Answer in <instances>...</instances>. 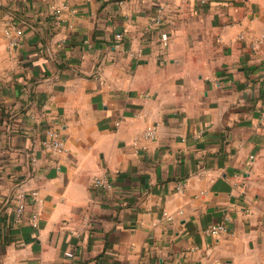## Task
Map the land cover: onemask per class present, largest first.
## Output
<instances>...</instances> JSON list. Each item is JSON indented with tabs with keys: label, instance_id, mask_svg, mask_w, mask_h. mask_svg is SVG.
<instances>
[{
	"label": "crops",
	"instance_id": "1",
	"mask_svg": "<svg viewBox=\"0 0 264 264\" xmlns=\"http://www.w3.org/2000/svg\"><path fill=\"white\" fill-rule=\"evenodd\" d=\"M50 1L0 0V264H264V0Z\"/></svg>",
	"mask_w": 264,
	"mask_h": 264
},
{
	"label": "built area",
	"instance_id": "2",
	"mask_svg": "<svg viewBox=\"0 0 264 264\" xmlns=\"http://www.w3.org/2000/svg\"><path fill=\"white\" fill-rule=\"evenodd\" d=\"M66 0H64V3L62 5H59L55 2L50 1L49 2V8L51 10V13L55 19V24L58 25L61 19L62 12L64 8L67 6L65 3ZM15 15L12 13H9L7 19L5 20V34L7 37L10 38V45L17 44V40L13 37V34H21L22 29L19 28L16 25V18ZM162 17L158 15L155 18L156 23H161ZM15 32V33H14ZM123 36L122 33H117L116 37L118 39H121ZM162 40L165 44L169 41V32L163 31L162 32ZM243 38L244 35H241ZM48 139L44 141V146L46 149H49L53 152H59L63 151L65 149V139L60 136L59 131L51 128L47 130ZM144 135L146 137H154L155 136V128L153 126L148 127L144 131ZM92 187L96 190L101 191H113L115 186L112 178L109 175H96L92 179ZM179 189L182 188V185H179ZM38 192L37 190L28 191L25 189H20L15 193L14 196V222L16 224H22L26 221L29 222L30 225L33 227L39 226V212L37 210H29L28 206L30 201H38ZM227 230V225L225 223H216L212 224L205 228V233L211 234V235H217L221 232H224ZM173 264H183V261H176Z\"/></svg>",
	"mask_w": 264,
	"mask_h": 264
}]
</instances>
